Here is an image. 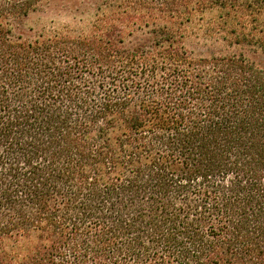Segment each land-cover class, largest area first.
I'll use <instances>...</instances> for the list:
<instances>
[{"label": "trees", "instance_id": "trees-1", "mask_svg": "<svg viewBox=\"0 0 264 264\" xmlns=\"http://www.w3.org/2000/svg\"><path fill=\"white\" fill-rule=\"evenodd\" d=\"M43 9L0 0V264H264V3Z\"/></svg>", "mask_w": 264, "mask_h": 264}, {"label": "rangeland", "instance_id": "rangeland-1", "mask_svg": "<svg viewBox=\"0 0 264 264\" xmlns=\"http://www.w3.org/2000/svg\"><path fill=\"white\" fill-rule=\"evenodd\" d=\"M257 1L264 3V0ZM74 2H76V0H44L43 13L33 14L26 22L27 35L33 36L41 30L45 31L46 35H50V32L53 31L74 33L78 30L77 28H87L89 26L88 21L84 20L81 14L72 9ZM253 7L254 6L251 5V10ZM246 26L248 29L254 28L256 30H264V15H253V17L246 22ZM193 38L194 37H192L191 40H193ZM203 40L210 43H216V41L217 43L220 42L218 38L214 40L213 37ZM249 55L257 62L261 64L264 63V51L256 53L251 51Z\"/></svg>", "mask_w": 264, "mask_h": 264}]
</instances>
